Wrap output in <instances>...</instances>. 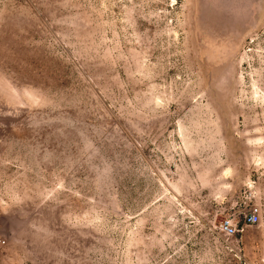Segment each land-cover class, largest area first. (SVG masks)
Instances as JSON below:
<instances>
[{
	"label": "rangeland",
	"instance_id": "obj_1",
	"mask_svg": "<svg viewBox=\"0 0 264 264\" xmlns=\"http://www.w3.org/2000/svg\"><path fill=\"white\" fill-rule=\"evenodd\" d=\"M0 241L264 264V0H0Z\"/></svg>",
	"mask_w": 264,
	"mask_h": 264
},
{
	"label": "built area",
	"instance_id": "obj_2",
	"mask_svg": "<svg viewBox=\"0 0 264 264\" xmlns=\"http://www.w3.org/2000/svg\"><path fill=\"white\" fill-rule=\"evenodd\" d=\"M248 221L250 223H254L257 221V214L255 213H251L249 216H248ZM223 230L225 231V233L227 234H231L233 233V229L230 227V225L225 222L224 225H223ZM4 241H0V246L3 244Z\"/></svg>",
	"mask_w": 264,
	"mask_h": 264
}]
</instances>
